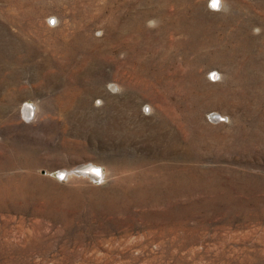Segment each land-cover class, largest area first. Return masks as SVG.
<instances>
[{
  "label": "rangeland",
  "instance_id": "374dc122",
  "mask_svg": "<svg viewBox=\"0 0 264 264\" xmlns=\"http://www.w3.org/2000/svg\"><path fill=\"white\" fill-rule=\"evenodd\" d=\"M212 181L223 212L170 214ZM0 264H264V0H0Z\"/></svg>",
  "mask_w": 264,
  "mask_h": 264
},
{
  "label": "bare ground",
  "instance_id": "6f19581e",
  "mask_svg": "<svg viewBox=\"0 0 264 264\" xmlns=\"http://www.w3.org/2000/svg\"><path fill=\"white\" fill-rule=\"evenodd\" d=\"M166 4V3H165ZM217 4V3H216ZM182 5V4H181ZM190 5V4H189ZM201 5V4H200ZM202 8V7H201ZM10 14V13H9ZM155 14V13H154ZM11 16V15H10ZM7 17V16H6ZM159 18V17H158ZM14 19V18H13ZM17 21V20H16ZM117 21V20H116ZM226 21V20H225ZM5 22V21H4ZM221 22V21H220ZM178 23V22H177ZM115 25V24H114ZM217 25V24H216ZM141 26V25H140ZM3 27V26H2ZM1 27V28H2ZM212 27V26H211ZM245 27V26H244ZM189 28V27H188ZM176 29V28H175ZM183 29V28H182ZM118 30V29H117ZM8 33V32H7ZM178 37V36H176ZM182 37V36H181ZM190 37V36H189ZM216 39V38H215ZM143 40V39H142ZM190 41V40H189ZM149 42V41H148ZM164 42V41H163ZM207 44V43H206ZM174 46V45H173ZM114 47V46H113ZM189 47V46H188ZM206 47V46H205ZM197 48V47H196ZM203 48V47H202ZM124 49V48H123ZM133 50V49H132ZM144 50V49H143ZM188 51V50H187ZM153 53V52H152ZM189 54V53H188ZM216 55V54H215ZM139 56V55H138ZM144 56V55H143ZM200 58V57H199ZM134 59V58H133ZM136 59V58H135ZM220 59V58H219ZM139 61V60H138ZM178 61V60H177ZM141 63V62H140ZM173 63V62H172ZM187 63V62H186ZM145 65V64H144ZM187 65V64H186ZM162 68V67H161ZM183 68V67H182ZM152 69V68H151ZM175 69V68H174ZM156 70V69H155ZM197 71V70H196ZM140 72V71H139ZM151 72V71H150ZM122 73V72H121ZM142 74V73H141ZM155 74V73H154ZM161 74V73H160ZM157 75V73H156ZM164 75V74H163ZM227 75V74H226ZM161 76V75H160ZM180 76V75H179ZM159 77V76H158ZM166 77V76H165ZM161 78V77H160ZM198 78V77H197ZM233 78V77H232ZM227 79V78H226ZM146 80V79H145ZM183 80V79H182ZM185 80V79H184ZM191 80V79H190ZM195 80V79H194ZM188 81V80H187ZM198 81V79H197ZM164 83L166 81H163ZM171 82V81H170ZM202 82V81H201ZM160 83V82H159ZM167 83V82H166ZM199 84V82H197ZM196 83V84H197ZM143 84V82H142ZM148 84V83H147ZM224 84V83H223ZM184 85V84H183ZM190 85V84H189ZM213 85V84H212ZM171 86V85H170ZM168 87V86H167ZM201 87V86H200ZM203 87V86H202ZM247 87V86H246ZM145 88V87H144ZM186 89V88H185ZM217 89V88H216ZM152 90V89H151ZM178 90V89H177ZM182 90V89H180ZM226 90V89H225ZM170 91V90H169ZM186 91V90H185ZM147 92V91H146ZM179 92V91H178ZM221 92V91H220ZM195 93V92H194ZM198 93V92H197ZM250 94V93H249ZM176 95V94H175ZM180 95V94H179ZM196 96V95H195ZM224 96V95H223ZM153 97V96H152ZM176 97V96H175ZM180 97V96H179ZM187 97V96H186ZM194 97V96H193ZM197 97V96H196ZM216 97V96H215ZM185 98V97H184ZM212 98V97H211ZM233 98V97H232ZM157 99V98H156ZM230 99V98H229ZM261 99V98H260ZM178 100V99H177ZM185 100V99H184ZM191 100V99H190ZM219 100V99H218ZM222 100V99H221ZM154 101V100H153ZM176 101V100H175ZM179 101V100H178ZM195 101V100H194ZM216 101V100H215ZM156 102V101H155ZM177 102V101H176ZM183 102V101H182ZM187 102V101H186ZM193 102V101H192ZM239 102V101H238ZM173 103V102H172ZM195 103V102H194ZM185 104V103H184ZM177 105V104H176ZM180 105V104H179ZM34 105H31V103H27L23 107V115L24 117L30 118L33 116L34 112ZM161 107V106H160ZM179 107V106H178ZM185 107V106H184ZM188 107V106H187ZM158 109V108H157ZM176 109V108H175ZM189 109V108H188ZM193 109V108H192ZM147 110V109H146ZM171 110V109H170ZM22 112V111H21ZM147 112V111H146ZM149 112V111H148ZM169 112V111H168ZM160 113V112H159ZM172 113V112H171ZM245 113V112H244ZM22 114V113H21ZM149 114V113H148ZM183 114V113H182ZM188 114V113H187ZM166 115V114H165ZM163 116V115H162ZM217 117V115H215ZM159 117V116H158ZM196 117V116H194ZM26 118V119H27ZM162 118V117H161ZM159 119V118H158ZM192 119V118H191ZM218 119V118H217ZM181 120V119H180ZM261 120V119H260ZM239 122V121H238ZM177 123L179 131L176 132L172 129V124ZM184 123V122H183ZM181 123L177 122L174 118L168 119H161V121L157 124V130L154 133L156 143L160 146L165 148V152L170 153L173 150L176 151V154L178 158L182 159L183 161L189 162L194 161L198 162L200 161V156H198L197 148L199 147L198 142L191 141L188 139L187 136H185L184 133H186V126ZM240 124V123H239ZM188 125V124H187ZM204 125V124H203ZM261 126V125H260ZM235 128V127H234ZM250 130V129H249ZM252 130V129H251ZM174 131V132H173ZM182 134V136H179ZM206 135V134H205ZM204 137V136H203ZM258 137V136H257ZM215 138V137H214ZM220 138V136H219ZM253 138V137H252ZM255 138V137H254ZM202 139V138H201ZM209 140V139H208ZM239 140V139H238ZM219 140H217L218 142ZM223 144V143H222ZM205 146V145H204ZM203 147V146H202ZM226 148V147H225ZM227 149V148H226ZM214 150V149H213ZM222 150V149H221ZM158 151V150H157ZM212 151V150H211ZM216 151V150H215ZM214 151V152H215ZM217 152V151H216ZM209 154V153H208ZM221 154V153H220ZM163 155V154H162ZM204 156V155H203ZM206 156V155H205ZM145 158V157H144ZM168 158V157H167ZM142 159V158H141ZM181 161V160H180ZM174 162V161H173ZM138 163V162H137ZM144 163V162H143ZM178 163V162H176ZM146 164V163H145ZM163 164V163H162ZM138 165V164H137ZM158 165V164H157ZM160 165V164H159ZM180 165V164H179ZM172 165L170 166V173L166 176L164 181H205L202 177L198 176V173H191V171H195L198 168H191L189 165L187 166H180ZM186 165V164H185ZM145 166V165H144ZM168 166V165H167ZM141 167V166H140ZM143 167V166H142ZM146 167V166H145ZM151 167V165H150ZM154 167V165H153ZM164 167V166H163ZM169 167V166H168ZM82 171L81 174H86L90 176V178L94 179L95 181H98L104 177V170L102 167L96 164H83L78 167V169ZM135 168V167H134ZM155 168V167H154ZM159 168V167H158ZM166 168V167H165ZM142 170V168H140ZM144 169V167H143ZM149 169V168H148ZM151 169V168H150ZM156 169V168H155ZM161 169V168H160ZM147 170V167H146ZM152 170V169H151ZM158 170V169H157ZM156 170V171H157ZM106 171V170H105ZM144 171V170H143ZM164 171V170H163ZM76 172V171H75ZM142 172V171H140ZM148 172V171H146ZM200 172V171H199ZM219 172V171H218ZM59 173H62L66 175V171H61ZM76 173H79L78 171ZM138 173V172H137ZM143 173V172H142ZM151 173V172H150ZM156 173V172H155ZM160 173V172H159ZM70 174V172H69ZM80 174V175H81ZM106 175V174H105ZM135 175V174H134ZM150 175V174H149ZM83 176V175H82ZM137 176V175H136ZM141 176V175H140ZM140 176L138 178H140ZM144 176V175H143ZM124 177V176H123ZM127 177V176H126ZM133 177V176H130ZM153 177V176H152ZM156 177V176H154ZM216 177V176H215ZM219 177V175L217 176ZM144 178V177H143ZM148 179V177H146ZM164 178V176H163ZM201 178V179H200ZM207 178V177H206ZM214 178V177H213ZM223 177H220V179ZM232 178V177H231ZM235 178V177H234ZM125 179V178H124ZM128 179V178H127ZM135 179V178H133ZM152 179V178H151ZM155 179V178H154ZM153 179V180H154ZM157 179V178H156ZM203 179V180H202ZM236 179V178H235ZM238 179V178H237ZM138 180V179H137ZM207 180V179H206ZM210 180V179H209ZM212 180V179H211ZM217 180V179H216ZM223 180V179H222ZM241 180V178H240ZM125 181V180H124ZM130 181V180H129ZM132 181V180H131ZM136 181V180H135ZM149 181V180H148ZM144 182V181H143ZM143 182L141 184H143ZM150 182V181H149ZM230 183V181H227ZM127 183V182H125ZM154 183V182H153ZM163 183V182H162ZM203 183V182H202ZM206 183V182H205ZM214 183V181H212ZM246 183V182H245ZM149 184V183H148ZM156 184V182H155ZM199 184V183H198ZM216 184V185H215ZM130 184H128L129 186ZM163 185V184H161ZM174 186V184H172ZM188 185V184H186ZM232 185V184H231ZM132 186V185H130ZM147 186V185H146ZM149 186V185H148ZM157 186V185H156ZM176 186V185H175ZM196 186V185H195ZM198 186V185H197ZM196 186V187H197ZM245 186V185H244ZM140 187V186H139ZM170 188V185L167 186ZM184 187V186H183ZM188 187V186H187ZM203 187V186H202ZM206 187V186H205ZM208 187V186H207ZM123 188V187H122ZM129 188V187H128ZM137 188V187H136ZM142 188V187H140ZM144 188V187H143ZM244 188V187H243ZM131 189V188H130ZM146 189V188H145ZM173 189V188H172ZM153 190V189H152ZM151 190V191H152ZM157 193L160 192V190L154 189ZM203 190V188H202ZM207 194L205 197H202L200 199H191L188 203H181L179 205L173 206V208L170 210V214L173 216L181 212L185 216H192L195 214H207L208 211L217 209L218 212H223L230 203L235 202L234 198L229 197V195H232L234 191H232V188L227 187L226 183L224 184V181H219L217 183H214L213 186H209L207 189H205ZM204 190V191H205ZM244 190V189H242ZM133 191V189H132ZM137 191V190H136ZM154 191V193H155ZM181 191V190H180ZM186 191V190H185ZM189 191V190H188ZM194 191V190H193ZM125 192V191H124ZM129 192V191H128ZM150 192V191H149ZM164 192V191H163ZM168 193V198H171L174 193L168 189L166 191ZM175 192V191H174ZM196 192V191H195ZM204 192V193H206ZM236 192V191H235ZM137 193V192H136ZM161 193V192H160ZM221 193V194H220ZM134 194V193H133ZM125 195V194H124ZM138 195V193H137ZM142 195V194H141ZM148 195V194H147ZM180 195V194H179ZM186 195V194H185ZM184 195V196H185ZM199 196V194H197ZM123 196V195H122ZM140 196V195H139ZM150 196V195H149ZM183 196V197H184ZM196 196V195H195ZM121 197V196H120ZM129 197V196H128ZM147 197V196H146ZM152 197V196H151ZM150 197V198H151ZM166 197V196H165ZM197 197V196H196ZM144 198V197H142ZM194 198V197H193ZM116 199V198H115ZM155 199V198H153ZM179 199V198H178ZM186 199V198H185ZM117 200V199H116ZM134 200V199H133ZM138 200V199H137ZM176 200V199H175ZM119 201V200H117ZM131 201V200H130ZM135 201V200H134ZM156 201V200H155ZM159 201V200H157ZM163 201V200H162ZM184 201V200H183ZM140 202V201H139ZM148 202V201H147ZM150 203V202H149ZM155 203V202H154ZM162 203V202H161ZM167 203V202H166ZM122 204V203H121ZM129 204V203H128ZM138 204V203H137ZM171 204V200H170ZM127 205V204H126ZM123 206V205H121ZM131 206V205H130ZM155 206V205H154ZM167 206V205H166ZM114 207V206H113ZM153 207V205H152ZM128 208V207H127ZM151 208V207H150ZM168 208V207H167ZM155 209V208H154ZM170 209V208H169ZM157 210V209H155ZM150 212V211H149ZM160 212V211H159ZM167 213V212H165ZM160 214V213H159ZM158 214V215H159ZM168 212V215H170ZM178 216V215H177ZM180 217V216H178ZM202 217V216H201ZM164 218V217H163ZM166 218V217H165ZM192 218V217H191ZM200 218V217H199ZM162 219V218H161ZM169 219V218H168ZM175 219V218H174ZM202 220V218H200ZM176 220V219H175ZM155 221V220H154ZM201 222V221H200ZM158 223V222H157Z\"/></svg>",
  "mask_w": 264,
  "mask_h": 264
},
{
  "label": "water",
  "instance_id": "95a60500",
  "mask_svg": "<svg viewBox=\"0 0 264 264\" xmlns=\"http://www.w3.org/2000/svg\"><path fill=\"white\" fill-rule=\"evenodd\" d=\"M78 172L81 173L82 171H78ZM58 176L61 177V178H64L65 177V175L62 174V173H58Z\"/></svg>",
  "mask_w": 264,
  "mask_h": 264
},
{
  "label": "snow or ice",
  "instance_id": "6c2138e0",
  "mask_svg": "<svg viewBox=\"0 0 264 264\" xmlns=\"http://www.w3.org/2000/svg\"><path fill=\"white\" fill-rule=\"evenodd\" d=\"M215 6V5H214Z\"/></svg>",
  "mask_w": 264,
  "mask_h": 264
}]
</instances>
